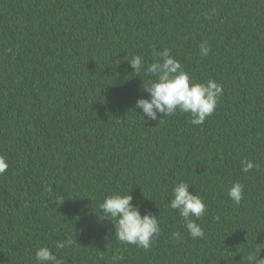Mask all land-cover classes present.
Here are the masks:
<instances>
[{"label":"trees","instance_id":"1","mask_svg":"<svg viewBox=\"0 0 264 264\" xmlns=\"http://www.w3.org/2000/svg\"><path fill=\"white\" fill-rule=\"evenodd\" d=\"M163 49L194 81L223 86L202 125L135 108L155 78L129 61L147 67ZM0 155V264H36L40 246L63 264H260L264 0H0ZM244 158L259 167L244 173ZM180 181L206 204L204 238L170 207ZM115 193L159 219L150 250L116 239L100 209Z\"/></svg>","mask_w":264,"mask_h":264},{"label":"clouds","instance_id":"2","mask_svg":"<svg viewBox=\"0 0 264 264\" xmlns=\"http://www.w3.org/2000/svg\"><path fill=\"white\" fill-rule=\"evenodd\" d=\"M199 48L202 57L210 54L211 46L207 41H202ZM153 57V62L147 67L141 55H136L129 61L137 75H140L143 70L146 75L155 78L150 79L146 85L143 84V90L149 94L150 98H139L135 108L142 110L141 116L145 120L162 121L163 117L173 116L179 111L190 114L191 124L202 125L207 117L215 112L223 95V86L214 79H209L207 82L194 81L184 70L180 61L171 56L169 49L154 51ZM240 164L244 173L259 167L247 158L242 159ZM8 168L6 157L0 155V175L5 174ZM189 188L190 185L187 182L177 183L172 188L170 207L178 210L193 239L204 238L205 233L196 221L206 214V204L198 194L190 192ZM129 193H115L107 196L100 204V209L104 218L114 223L116 239L124 244L150 250L161 231L159 219L151 213L141 214L140 207L133 204V196ZM243 194L244 187L239 182L233 183L227 193L235 204L242 201ZM216 219L220 218L216 217ZM172 238L174 242L181 240V233L174 232ZM72 243V239L68 238L58 241L56 247L63 249L71 246ZM35 260L36 264H63V261L48 246H40L36 250ZM249 260H254V257L249 256ZM260 264H264V260H260Z\"/></svg>","mask_w":264,"mask_h":264}]
</instances>
